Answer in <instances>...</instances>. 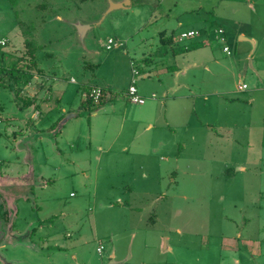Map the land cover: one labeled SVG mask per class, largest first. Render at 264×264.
I'll return each instance as SVG.
<instances>
[{"label":"rangeland","instance_id":"1","mask_svg":"<svg viewBox=\"0 0 264 264\" xmlns=\"http://www.w3.org/2000/svg\"><path fill=\"white\" fill-rule=\"evenodd\" d=\"M124 1L0 0V186L16 226L0 222V264H264V0H128L106 13ZM241 36L256 42L251 66ZM25 39L44 101L27 130L32 112L5 75ZM131 63L155 100L128 101ZM169 87L189 101L157 107ZM92 88L106 91L99 104L80 94ZM221 162L246 172L217 182ZM27 176L18 195L9 182Z\"/></svg>","mask_w":264,"mask_h":264},{"label":"crops","instance_id":"2","mask_svg":"<svg viewBox=\"0 0 264 264\" xmlns=\"http://www.w3.org/2000/svg\"><path fill=\"white\" fill-rule=\"evenodd\" d=\"M79 24V23H78ZM75 29H76V25H75ZM77 31V30H76ZM85 31H86V29H85ZM186 31H194V30H192V29H188V30H186ZM162 32V31H161ZM161 32H159L158 34H159V39H160V42H161V35H160V33ZM182 32H185V31H182ZM181 32V33H182ZM78 33V32H77ZM180 34V33H179ZM84 35H85V32H84ZM171 35H173V40H172V43L171 44H169V45H164V46H171L176 40H175V36H174V34H173V32L171 33ZM196 35V34H195ZM194 35V36H195ZM168 36H170V35H168ZM167 35H166V32L164 31V37H168ZM193 36V37H194ZM84 37V36H83ZM177 38V37H176ZM192 38V37H191ZM108 40H111V39H108ZM108 40H107V44H106V46H105V48H106V50H111L113 47L114 48H118V47H120L121 46V44H117V43H114V41L112 40V43L109 45L110 46V48H107V46H108ZM178 40L179 41H182L183 39H179V35H178ZM255 42V41H254ZM162 43V42H161ZM6 45V44H5ZM111 45H113V46H111ZM2 47V46H1ZM4 47V46H3ZM255 47H256V42H255ZM255 47H254V49H253V51H252V53H251V50H250V53H249V59H248V61L250 60V62H251V59H250V55H252L253 53H254V50H255ZM23 49V48H22ZM11 55V54H10ZM12 55H15V54H12ZM19 55V54H18ZM133 69H135V70H137L138 71V75L142 72V69H140L139 68V70H138V68L136 67V66H134V64L133 63H131V73H132V70ZM167 69H169V70H172V71H174V70H176L175 69V67L174 66H172V65H169V66H167ZM43 72V71H42ZM35 74V73H34ZM36 75H38L37 73H36ZM138 75H136V76H134L133 75V73H132V81H134V85H135V79H136V77L138 76ZM40 76H43V73H42V75H40ZM259 81H260V83L263 85V83H264V79H259ZM132 83V82H131ZM264 86V85H263ZM23 87H29V93H25L24 94V92H23V88H22V91H21V93H20V95L18 96V98L20 97V98H29V99H33V98H35L39 103H40V105H42L43 103H44V101L40 98V97H38V94L37 93H35V89H34V87L33 86H31V82H30V80L28 81V83L26 84V85H24ZM136 87V86H135ZM152 89L153 88H151V89H147V88H145V86L142 84L140 87H138V88H136V90H137V93H138V95H140L142 98H143V96H146L147 98H150L151 100H155L156 99V95H155V93L152 91ZM246 89H247V87H246ZM245 90V89H244ZM238 91H243V90H239V87H238ZM83 93L81 94V96L82 97H85V90H83L82 91ZM162 92V91H161ZM174 90L171 88V87H169L166 91H164V92H162V94H163V97L165 98V101H164V103H158V104H156V106L158 105V106H160V107H163V108H165L166 106V104L168 103V104H170V106L172 107V106H174V105H176V103H178L179 101H189V96L188 95H174ZM169 94H171V95H169ZM213 94H217L216 92H214ZM18 98H16V99H18ZM144 100V99H143ZM57 101H59V100H57ZM145 103V100H144V102L142 103V104H133V105H143ZM251 103H253V100H251ZM157 106V107H158ZM185 109H187V111L189 112V108L187 107V108H185ZM186 111V110H185ZM25 113V112H24ZM22 115H23V113H22ZM177 115V114H176ZM24 117H20L21 118V120L23 121V124L25 125V127L24 128H26V130L29 128V127H32L33 125H34V123H33V121L36 119L37 120V117L39 118L40 117V114L38 113V111H33L32 112V114L30 115L31 117H30V119L29 120H31V124L32 125H27V123L25 122V119H27L26 118V115H23ZM187 120V119H186ZM185 120V121H186ZM188 125H189V120H187L186 122H185V124H184V127H185V130H187V127H188ZM208 127H209V123H207L206 124ZM193 139H195V137L193 138ZM235 141V140H234ZM264 151V148H262V150H261V156L259 157L260 158V160H262V152ZM218 165V164H217ZM219 166H220V175H219V179H218V181L217 182H221V183H223L226 179L227 180H234V178L236 177L235 176V174H237L238 172H240L241 174H244L245 172H246V167H243L241 164H238L237 165V170H235V169H233V168H227L226 167V165H225V163L224 162H221V163H219ZM237 172V173H236ZM4 177H1L0 178V180L1 179H3ZM10 183H14L13 184V188H15L16 189V187L17 188H19V189H22V188H25V186L28 184V176L27 177H23V178H20V179H17V180H13L12 182H9V184ZM1 184H5V182H1ZM0 188H6V187H3V186H1ZM101 252V250L100 251H98V253H100Z\"/></svg>","mask_w":264,"mask_h":264},{"label":"trees","instance_id":"3","mask_svg":"<svg viewBox=\"0 0 264 264\" xmlns=\"http://www.w3.org/2000/svg\"><path fill=\"white\" fill-rule=\"evenodd\" d=\"M17 0H10L11 4L14 6L16 4ZM20 26L23 25V23H19ZM24 34V31L22 35ZM25 35V34H24ZM161 35V42L163 45H169L172 43L173 40V35H170L168 37H164V31L160 33ZM38 49L37 47L33 44L32 40L25 39L23 42V49L21 53V59H23V63H20V59L18 58L16 61L11 62L8 65V70H6V76L11 80L10 87L14 88V86H17L15 89H13L14 97L18 98L22 91V86L26 85L28 81L30 80V77L33 75V72H36L38 75H42V70L37 67V62H36V53ZM3 52H0V57L2 58L4 56ZM50 54H47V57H49ZM5 68L3 66H0V70H4ZM1 72V71H0ZM0 84L4 85L2 82V79L0 78ZM101 90V98L98 103L99 104L103 97L105 96L104 89L100 88ZM83 90L80 91V94H82ZM86 92V91H85ZM89 93L85 94V102L88 104H95L89 97ZM19 99V110L21 112L29 113L33 111H38L40 107V103L35 99H29V98H18ZM5 109V106L3 103L0 101V119H1V114L3 113ZM25 122L27 125H32L31 120L25 119ZM57 125H61V119L59 118L56 122H54L50 129H54Z\"/></svg>","mask_w":264,"mask_h":264},{"label":"built area","instance_id":"4","mask_svg":"<svg viewBox=\"0 0 264 264\" xmlns=\"http://www.w3.org/2000/svg\"><path fill=\"white\" fill-rule=\"evenodd\" d=\"M195 31H185L179 34V39H187V38H191L195 35ZM6 41L5 40H1L0 41V46H5ZM112 43V40H108V46L107 48H110V44ZM223 51L227 54H229V50L227 48H224ZM132 73L134 76L138 75V71L133 69ZM264 85V83H263ZM246 89V86H239V90H244ZM89 97L91 98V100L93 101V103H98L100 98H101V90L100 88H92L90 93H89ZM126 97L128 99V101L131 104H142L144 102L143 98L140 97L137 93L136 87L134 85V81H132V83L130 84V86L127 89L126 92ZM101 248L98 249V251H100Z\"/></svg>","mask_w":264,"mask_h":264},{"label":"flooded vegetation","instance_id":"5","mask_svg":"<svg viewBox=\"0 0 264 264\" xmlns=\"http://www.w3.org/2000/svg\"><path fill=\"white\" fill-rule=\"evenodd\" d=\"M0 181H2V180H0ZM0 184H1V182H0ZM29 184H31L30 186H34L33 185L34 182H31ZM27 187H29L28 184L25 186V188H22V189H19L16 187V189L14 191L18 195L24 194L26 196L25 189ZM12 219H15V218H11V215L8 211L7 204H6L5 200L3 199V196L1 195V188H0V222H2L6 227H10L12 230H15V227H16L15 222L14 221L12 222ZM36 230H37V228H35V227L31 228L30 231L27 230V233L24 234L23 238L32 237L33 235H36Z\"/></svg>","mask_w":264,"mask_h":264},{"label":"water","instance_id":"6","mask_svg":"<svg viewBox=\"0 0 264 264\" xmlns=\"http://www.w3.org/2000/svg\"><path fill=\"white\" fill-rule=\"evenodd\" d=\"M129 4H130V3H129L128 0H126V1H124V2H121V3H112V2H110V6H109V8H108V10H107L106 13H108V12H110V11H112V10H115V9H123V8H126V7L129 6ZM86 28H87V26H84V25H81V24H76V30H77V32H78V37L80 38V40L83 39L84 32H85V29H86ZM240 40H242V41H247V42H249V43L251 44V53H252V51H253V49H254V47H255V42H254V40H252V39H247V38H245V37H243V36L240 37ZM249 65L251 66V62H250V60H249Z\"/></svg>","mask_w":264,"mask_h":264}]
</instances>
